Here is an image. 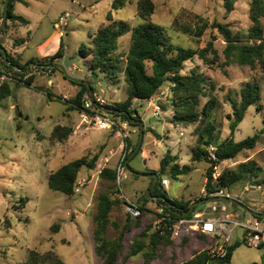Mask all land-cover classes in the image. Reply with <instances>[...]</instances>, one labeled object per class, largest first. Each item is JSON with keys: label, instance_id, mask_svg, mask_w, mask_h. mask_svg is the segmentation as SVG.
Instances as JSON below:
<instances>
[{"label": "rangeland", "instance_id": "obj_1", "mask_svg": "<svg viewBox=\"0 0 264 264\" xmlns=\"http://www.w3.org/2000/svg\"><path fill=\"white\" fill-rule=\"evenodd\" d=\"M79 1L88 4L96 0ZM97 1H100V4L96 7L88 6L85 9L76 4L69 6L66 11L71 13V16L68 18L64 34V54L60 59L63 69L58 68L51 72L47 69L32 68L30 72H24L25 76L22 78L30 74L35 77L30 86L8 78L11 80L12 92L0 100V264H17L23 261L29 248L40 252L52 249L65 264H103V259L95 252L97 240L94 239L92 232L95 226L93 215L96 211L97 196L108 190V181L99 176V170L105 166L115 168L123 154L125 157L129 154L125 162L127 161L131 170L139 173L157 170L161 158L166 153L176 156L175 162L179 166L190 165L193 168L179 173L177 178H172L169 174L162 176L170 180L169 185L164 187L168 195L180 199H198L205 192L203 190L205 172L209 163L205 160L193 161L191 156L196 145L198 122L185 127L174 125L170 121L173 101L168 80L156 93L161 96L154 101V104L160 107L157 114H154L153 107L148 106L146 100L133 102V107H136L143 121L144 131L142 144L134 153L132 152L137 146L140 133L139 126L130 125L128 121H121L120 117L106 112V116L113 118L117 125L102 128L94 122V112H79L68 108L67 101L56 98L57 95L72 98L78 85L73 84L70 78L76 79L84 75H87L89 81L92 80L91 86L108 104L122 102L126 97V82L122 70L113 78L101 72L90 73L87 69L89 56L83 57L79 52L80 48L86 50L90 48L89 34L105 21L106 12L110 10V5H106L109 0ZM153 2L155 10L150 23L163 26L164 34L170 43L202 48L211 41L216 48L218 62L207 65L194 56L185 61L181 73H187L197 65L198 70L214 83L215 88L209 92L215 94L219 100V107L214 109L212 114L219 129L217 132L219 140L232 136L235 141H239L255 133L259 134L254 148L242 151L233 159L222 161L214 169L219 175L225 170H235L239 164L246 162L258 170V176L250 177L249 173H245L244 177L232 184L229 189L221 187L214 191L221 190L224 195L245 202L251 209L261 210L264 206L261 194L254 189L244 191V187L260 182V178L264 177V129H262L264 73L259 65L251 68L236 63L223 64L225 41L215 28L208 27L202 36L197 38L177 31L172 25L175 17H178L180 22L193 25L199 21L195 17L197 14L209 24L217 21L227 24L235 32H246L251 25L249 17L251 0H235L234 8L229 13H226L224 0H153ZM58 7L60 6H54L55 9ZM112 14L115 19L123 21L130 27L148 22L137 16L136 0H127L122 8L113 10ZM261 21L264 28V18ZM23 31L24 28L19 32ZM19 32L12 30L8 38ZM128 45L129 33H126L119 38L115 54L123 55ZM32 50L33 48L29 46L21 56H26ZM208 53L211 58L212 52ZM122 61L123 68L124 58ZM48 78L53 80V84L47 82ZM247 81H257L260 84V98L257 103L248 106L243 119L231 133L228 114L232 108L229 97L239 100L240 89ZM48 92L52 95L51 98L48 97ZM205 100L206 97L201 98L199 109ZM135 115L133 112L132 116ZM120 122L125 123L126 129H122ZM17 123L20 125L19 129L16 127ZM57 124L72 126L73 132L70 134L72 136L63 141L52 139L51 131ZM123 131L127 133L126 136ZM84 155L88 159L96 155L98 159L93 169L81 167L72 196L49 188L47 175L50 171ZM125 174L122 188L130 200L139 204L142 201L141 196L147 193L151 178L135 175L127 168ZM111 195L117 198L119 203L110 213V222L105 232L108 238L116 237L123 226L129 223L127 218H131L118 198L115 186ZM23 197H28V200L21 206L24 203ZM214 202L217 205V212H222L225 205L227 212L234 219L245 220L255 217L229 201ZM211 204L212 202H204L196 208ZM150 206L153 208L154 203H150ZM146 215L142 217L143 223L139 226L129 225L123 239L125 246L123 255L115 264H147L143 252L124 258L130 242L147 226L145 223L147 220L150 225V219ZM149 232H152L150 228ZM197 235L177 238L173 243L160 247L158 257L148 264H178L202 249L213 247L210 245L213 240L209 243ZM235 239L236 234L231 233L232 244ZM225 264H264V251L262 248L248 245L243 239L235 248L230 262Z\"/></svg>", "mask_w": 264, "mask_h": 264}, {"label": "trees", "instance_id": "obj_2", "mask_svg": "<svg viewBox=\"0 0 264 264\" xmlns=\"http://www.w3.org/2000/svg\"><path fill=\"white\" fill-rule=\"evenodd\" d=\"M14 1L16 0H8L6 25L4 29L0 31V34L8 27V21H26L22 16L13 13L12 8ZM126 1L127 0L111 1V9L106 13L105 21L90 35V48L88 50L84 48L79 49L83 57L89 56L87 69L90 73L97 74L101 72L109 78H113L121 70L124 74L126 97L122 102L107 104L106 107H110L114 110L127 111L130 115L135 112V118L140 119L136 107H133L134 100H147L149 97L156 94L163 83L168 80L170 82V91L173 101L172 117L170 121L174 125H183L185 127L198 122V127L196 128V145L192 149L191 156L193 161L205 160L209 163L205 172V191L209 193L221 187L229 189L232 184L241 180L245 173H249L248 176L250 177L258 176V170L254 169L253 165L242 162L237 169L225 170L221 172L215 180L212 178L214 169L218 164L224 160L235 158L244 150L254 148L259 139V134L255 133L239 141H235L232 136H227L219 140L217 136L219 129L216 121L212 117L214 109L219 107V100L215 94L209 92L215 88L214 83L210 82L208 78L198 70L199 66L197 65L189 70V72L181 73L184 69L185 61L192 59L194 56H197L207 65L218 62L219 55L216 48L213 47V43L208 41L207 45L202 48L184 47L182 45L170 43L164 34V27L150 23L155 10L153 0H136L137 16L148 22L130 27L123 21L115 19L112 14L113 10L122 8ZM234 1L235 0H224L226 13L233 10ZM3 14L4 10H0V23ZM195 17H197L199 21L193 25L180 22L178 17L173 19L172 25L177 31L197 38H200L208 27L215 28L225 41V47L223 48L225 60L223 64L236 63L251 68H255L259 65L264 73V28L261 21V19L264 18V0H251L249 6L251 25L246 32H235L227 24L217 21H213L209 24L197 14ZM126 33H129L127 51L123 55L115 54L118 48L119 38ZM208 52H212L211 58L208 56ZM63 54V36L61 37L57 51L47 58H30L27 62L21 63L9 52H7V59H5L0 52V75L5 74L7 76L6 79H15V82L30 86L34 80V75L30 74L22 78V76H25L24 72H30L32 68L35 70L47 69L53 72L58 68L55 66L50 68L48 65H54V60L62 58ZM123 58L125 64L122 68L121 64ZM31 62L38 63V66L31 65ZM6 79L0 83V100L12 92L11 80L8 79L6 81ZM70 80L79 87L74 96L72 98H65L61 95H57L56 98L67 101L69 103L68 107L71 109L88 113L90 110L83 107V100L89 95L88 86L84 83L77 82L73 78H70ZM91 82L92 80H90V84ZM91 88L94 90L92 86ZM260 91V84L257 81H247L240 89L239 100L229 97L232 108L231 113L228 114L231 133L243 119L248 106L257 103L260 98ZM47 95L49 98L52 97L49 92ZM203 97H206V100L199 109L198 107ZM110 113L117 117L122 116L120 113ZM128 123L133 126H139V124H133L130 121H128ZM16 127L19 129L20 125L17 123ZM262 129H264V126ZM72 132V126L57 124L53 127L50 137L57 141H63L67 139ZM127 144H129L128 139ZM209 145L215 147L213 150L215 159L210 158V152L208 151ZM128 155L129 154L126 155V159ZM97 159L98 156L96 155L90 159L84 155L62 164L56 170L50 171L47 175V184L49 188L72 196L75 193L76 180L81 167L87 166L93 169L95 168ZM175 159L176 156H171L166 153L161 158L160 166L157 170H146V172L156 173L159 177L157 183L150 190V194L153 197H157L155 202L170 207L172 210L176 211L177 215H183L188 211L190 204L197 199L184 200L171 197L161 184V178L164 174H169L172 178H177L179 173L193 168L190 165L179 166V164L175 162ZM135 175H139V172ZM99 176L108 181V190L102 191L98 194L96 199V211L93 215L95 226L92 231L94 239L97 240L95 252L103 259V264H115L123 255L125 247L123 239L126 231H128L129 225L136 224L139 226L143 223V219L142 217L127 218L129 223L123 226L116 237H106L105 232L110 222V213L115 205L119 203V200L113 198L111 195L112 189L115 186V168L105 166L99 171ZM152 181L153 178H151L149 186ZM259 181L264 183V177L260 178ZM204 197L208 196L200 195L198 199ZM141 199L142 201L139 202L141 208H144L147 201L151 200L146 197V193L141 196ZM22 200L24 203H22L21 206H24L28 197H23ZM243 203L247 205L245 202ZM233 205L239 208L236 204ZM247 206L250 208L249 205ZM195 208L196 207L193 209ZM254 216L259 217L260 213ZM6 222L9 224L7 218ZM145 223L147 226L130 242L124 258L143 252L145 263L148 264L152 259L158 257L157 252L160 247L167 246L173 243L174 240L171 239L169 235L149 232L150 225L148 220ZM188 236L189 235L182 237ZM197 237L209 243L211 242L209 236L205 234H198ZM240 241L241 239L237 238L233 244L229 245L227 247V254L223 258L211 256L208 249H202L194 253L189 259L178 264L228 263L230 262L235 248L240 244ZM17 264L65 263L52 249L40 252L36 249L29 248L25 259Z\"/></svg>", "mask_w": 264, "mask_h": 264}, {"label": "built area", "instance_id": "obj_3", "mask_svg": "<svg viewBox=\"0 0 264 264\" xmlns=\"http://www.w3.org/2000/svg\"><path fill=\"white\" fill-rule=\"evenodd\" d=\"M70 16L71 13L65 12L59 15L56 19L55 25L61 36H64L65 34L68 18ZM6 78L7 76L5 74H1L0 83ZM160 98V95L154 94L146 100L148 106L153 107L154 114H157L158 111H160L159 105L154 104V101ZM107 104L108 102L95 90H93L92 93H89V95L83 100V107L95 113L93 117L95 119L94 122L102 128H112L117 125L113 118L106 116L104 108ZM124 124V122H120L122 129H126ZM123 134L124 136L127 135L124 131ZM214 149L215 147L213 145H209L208 151L210 152L211 159H215L213 152ZM125 163V154H123L120 156L119 161L115 166L116 194L122 201L126 213L131 218L143 217L147 214L146 216L150 219V229L152 232H157L160 235H169L173 240L187 235L193 236L196 234H205L213 240L212 244H210L213 245V247L208 249L211 256L223 258L227 254V247L232 244L230 241L231 233H235L236 238H238L237 231L238 229H242V240L244 239L248 245L262 248L264 251V206L261 210L257 211L261 213L259 217L255 216L251 219L245 220L234 219L233 216L227 212L225 205L223 206L224 210L222 212H217V205L215 202H212L210 206L197 207L190 213H185L183 215H177L176 211L172 210L170 207H166L163 204H158L156 202L154 203L153 208L149 205L141 208L140 204L129 199L122 188V182L126 178ZM217 175L218 174L214 171L212 176L215 179ZM169 183L170 180L168 178H161V184L164 187H167ZM250 189H254L261 194V200L264 204V183L257 181L252 185L248 184L244 187V191H249ZM214 190L209 193L205 191L204 196L224 195L221 190Z\"/></svg>", "mask_w": 264, "mask_h": 264}, {"label": "crops", "instance_id": "obj_4", "mask_svg": "<svg viewBox=\"0 0 264 264\" xmlns=\"http://www.w3.org/2000/svg\"><path fill=\"white\" fill-rule=\"evenodd\" d=\"M102 1L106 2L107 0H102ZM109 1L110 2L106 3V5L108 6L110 5V9H111L112 0ZM6 2L7 0H0L1 11L5 9ZM76 4L86 9L88 8V6L96 7L97 5L100 4V1L96 0L93 1V3H88V4L81 3L79 0H16L14 1L12 8L13 13L22 16L26 21L25 22L8 21L7 23L8 27L0 34V38L2 39L1 44L3 45L4 43V47L7 50V52H9L12 56L17 58L21 63L27 62L30 58L42 59L51 56L57 51L62 37L61 34L59 33V30L56 28L55 25L56 19L59 15L65 13L68 10L69 6H73ZM55 5H58L60 7H58V9H55L54 8ZM23 28H24L23 33H20L19 31ZM12 30H15L19 33H17L11 38H8V34ZM92 33H90L89 36ZM29 46L33 48L31 53L27 54L24 57L21 56L22 53ZM60 59L54 60V63L61 65ZM78 78L87 79V75L79 76ZM47 82L53 84V80L51 78H48ZM77 88L78 86H76L75 93L77 92ZM71 136L72 135H69L68 139ZM149 178H153V177H149ZM203 190H205L204 187ZM155 200L156 198H152L150 201L146 203V205L150 206V203H155ZM184 200H188V199H184Z\"/></svg>", "mask_w": 264, "mask_h": 264}, {"label": "water", "instance_id": "obj_5", "mask_svg": "<svg viewBox=\"0 0 264 264\" xmlns=\"http://www.w3.org/2000/svg\"><path fill=\"white\" fill-rule=\"evenodd\" d=\"M7 3H8V0L6 2V5H5V9H4V14H3V18H2V22L0 24V31L2 29H4L5 27V24H6V12H7ZM0 52L2 53L3 57L5 59H7V50L5 49V47L0 43ZM31 65H34V66H38V63H34V62H31L30 63ZM49 67H57L59 69H63V67L60 65V64H49L48 65ZM77 82L79 83H84L88 86V89H89V93H92V88H91V84H90V81L88 79H82V78H76L75 79ZM104 111L106 112H116V113H120L122 114V116L120 117L121 121H130L131 123L133 124H139V127H140V133H139V138H138V143H137V146L136 148L133 150L132 153L135 152V150L137 149L138 146H140L141 142H142V138H143V121L141 119H136L135 117H133L132 115H130L127 111H122V110H114L110 107H105L104 108ZM127 170L133 174H136L138 172H135L133 170H131L130 167H128L127 165V161H126V164H125ZM140 175H143V176H147V177H153V181L151 183V185L148 187V190H147V193H146V197L147 198H157V197H153L150 195V190L151 188L157 183L158 181V174L156 173H149V172H142V173H139ZM217 200H226V201H229L233 204H236L239 208H241L242 210H245L246 212H248L249 214L251 215H258L259 212H257L256 210H253L251 208H249L247 205H245L243 202H241L239 199L235 198V197H231V196H228V195H219V196H208V197H204L202 199H197L195 201H193L190 206H189V209L188 211L186 212V214L190 213L194 207H196L197 205H200L204 202H214V201H217ZM261 214V213H260ZM241 232H242V229H238L237 231V236L239 239L242 240V236H241Z\"/></svg>", "mask_w": 264, "mask_h": 264}]
</instances>
